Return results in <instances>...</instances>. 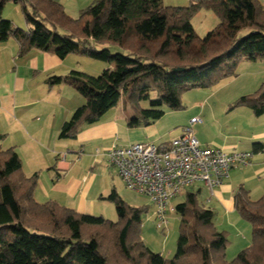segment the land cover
<instances>
[{
	"label": "trees",
	"instance_id": "16d2710c",
	"mask_svg": "<svg viewBox=\"0 0 264 264\" xmlns=\"http://www.w3.org/2000/svg\"><path fill=\"white\" fill-rule=\"evenodd\" d=\"M8 2L20 5L24 28L2 17ZM202 9L213 12L218 23L200 38L191 20ZM9 39L18 45L17 59L36 50L108 65L97 76L71 70L44 81L48 89L62 85L84 100L58 133L59 140H73L83 125L97 123L124 97L131 109L127 126L147 127L166 109H182L184 93L210 89L236 77L242 61L264 58V7L259 0H190L184 7L163 6L162 0H93L74 19L53 0H0V44ZM229 107L261 116L264 81ZM4 139L0 135V144ZM263 149L255 143L252 153ZM38 179V172L24 175L14 148L0 146V264H264V195L253 201L243 188L235 192L234 208L250 224L251 242L228 261V240L216 230L214 212L200 204L199 192L186 191L174 206L175 253L165 259L140 237L144 210L128 206L114 189L99 196L115 207L117 220L110 221L52 200L37 202Z\"/></svg>",
	"mask_w": 264,
	"mask_h": 264
},
{
	"label": "crops",
	"instance_id": "0c3cea01",
	"mask_svg": "<svg viewBox=\"0 0 264 264\" xmlns=\"http://www.w3.org/2000/svg\"><path fill=\"white\" fill-rule=\"evenodd\" d=\"M53 1L60 3L66 9L69 1H72L73 6L80 8V11L87 8L86 4L89 3L88 0ZM259 2L264 7V0H259ZM12 40L9 39L0 44V50H2L0 53L5 52L7 47L10 48L9 52L13 54L12 57L17 53L18 45L15 40H13L15 45H11L9 41ZM67 59L68 57L60 60L50 53L33 50L23 59L17 61L14 59V63L18 62L19 64L7 73L6 81L4 78L2 79L3 72L1 70L0 135H5V139L0 146L3 150L15 149L23 163L22 169L26 177H30L36 171L40 172V181L38 179L34 194L37 202L44 203L52 200L78 213L97 216L103 213L100 208L97 213L96 200L105 194L93 191L97 176L92 173L88 174L86 169L84 173L77 172L76 165L79 164L80 159L79 162L76 160L77 163H75L76 161L69 162L66 160L67 156H62L61 152H63V148H66L65 150L69 151V154L75 155L79 151H83V154L86 155L82 157L83 159L87 157L89 170H94L102 160L101 156H94V151L100 148L99 145H102L104 140L116 134L119 119L121 118L123 123L126 119L117 114L110 115L108 111L97 123L83 125L75 139H58L62 124L71 117L79 105L73 104L74 96L65 89V86L60 85L48 89L44 81L48 76L65 75L71 71V67L67 65ZM259 61H264V58L252 63ZM21 69L24 74H30L33 79L43 78L41 82H43V89H46L47 95L33 97L34 88H29V84L27 87L25 86L30 82H19L18 76H22ZM250 78L252 77L250 76ZM224 82L225 80L207 89L202 99L191 104L189 109L194 111V115L190 119L199 118L201 120L194 126L195 137L202 146L220 148L225 151H253L255 143L264 145V113L261 116H255L252 110L247 107L230 110L229 106L239 97L250 95L257 90L254 89L256 88L254 86L258 84L256 77L253 76L247 87L242 84L228 99L224 96L217 97L223 93ZM66 95L69 99L67 101L64 97ZM123 123H121L122 126ZM169 140L160 136V141L155 143H164ZM24 152L29 155L26 157ZM24 156L28 160L25 166ZM43 170H47L48 173L44 174ZM239 188L246 190L248 197L253 201L264 195V149L254 154L250 165L232 169L228 179L220 188L210 192L203 186H198L188 191L199 192V194L205 191V197L201 199L200 196L198 199L204 209L212 210L215 215L223 213L222 215L225 217L235 219L233 197ZM170 205L175 206L173 203ZM109 218L111 219V217ZM246 242L245 240L242 243L244 244L243 249L249 246Z\"/></svg>",
	"mask_w": 264,
	"mask_h": 264
},
{
	"label": "rangeland",
	"instance_id": "374dc122",
	"mask_svg": "<svg viewBox=\"0 0 264 264\" xmlns=\"http://www.w3.org/2000/svg\"><path fill=\"white\" fill-rule=\"evenodd\" d=\"M89 3L86 4L90 5L93 0H88ZM190 0H162L163 6H173V7H184L189 4ZM72 1H69V4L66 7H63L65 12L71 17L76 19L79 16L80 8L77 6H73ZM2 17L4 19H9L13 22L16 27L24 28L25 21L23 14L21 12L20 5H15L11 2L5 4L2 10ZM218 23V18L215 14L209 10L202 9L199 11L191 20L192 27L196 33V35L200 38L204 37V35L213 29ZM22 26H20V25ZM12 40V39H11ZM10 44H14V41H9ZM14 50V47H13ZM2 50H0L1 52ZM10 48L7 47L5 52L3 51L0 53V72L2 70L3 76L2 79L8 77V72L13 68L17 67L18 62L14 63V59L17 61L16 54L12 57V53L9 52ZM67 65H69L71 70L79 71L91 76L99 75L103 69H106L108 66L107 64L99 61H95L93 59L81 56H70L67 59ZM22 76H18L19 82L29 84V88H34L33 97H44L46 94V89H43L44 85L42 79L37 77L33 79L30 74H24V71H20ZM237 76L233 78H228L223 83L224 90L223 93L217 95L224 96L226 99L232 97L233 92L236 91L242 84L246 87L253 79V76L260 80L257 86H254L258 89L261 83L264 81V61H259L256 63L242 61L236 70ZM250 76L252 78H250ZM235 78V79H234ZM46 79V78H45ZM33 80V82H31ZM6 81V80H5ZM258 87V88H257ZM46 88V87H45ZM69 90V93L74 96L73 104L83 105L84 100L76 94L73 90L66 88ZM207 89H194L187 93H184L181 97L182 101V109L179 111H172L166 109V113L164 116L147 127H137V128H129L127 126V121L131 117V109L127 100L122 98L115 109L109 111L110 115L117 114L119 117H125V123L122 122L120 118L119 126L116 134L111 137L107 138L103 141L102 145H99L100 148H97L94 151V156L99 157L101 156V164L94 168V170H89V161L87 157L83 159L84 155L82 154L81 157L77 158L75 154H69V151L63 148V152L61 155L67 156V161L73 162L78 161L79 164L76 165L77 172H89L88 174L96 175V183L93 186V191H97L98 193H105L104 196H107L111 190H115L119 197L130 207L132 208H141L143 209V213L141 214V225H140V237L145 245L153 252L161 254L165 259H171L175 253L176 242L179 235V216L176 213H171L167 216V223L164 228L158 227L159 221L154 217V208L151 205L150 201L141 195H138L134 192L129 191L125 185L122 183L121 179L119 178L117 172L114 170L107 163V159L105 158V154L107 149L114 145L118 146H127L131 144L137 143H155L160 141V136L163 139H171L180 135L182 127L186 126L187 122L189 121L190 117L194 115V111L190 110L191 104L194 101L202 99L204 97V92ZM255 91V90H253ZM253 93V92H252ZM63 96V95H62ZM66 101L69 100L67 95L64 96ZM12 100V96L10 97ZM12 105V103H11ZM140 106L144 109L147 108V103L141 102ZM12 114V112H10ZM118 120V121H119ZM123 123V126L121 125ZM159 139V140H158ZM26 157L29 153L24 152ZM24 156L23 162L24 166L28 163V160ZM21 159V158H20ZM54 160V159H53ZM27 161V162H26ZM77 161L75 163H77ZM23 165V163H22ZM44 174L48 173L47 170H43ZM38 175H40L39 171ZM25 175V174H24ZM40 181V178H39ZM198 187V186H197ZM196 186L192 189L197 188ZM190 189V191L192 190ZM185 192V191H184ZM184 192L174 198L171 203L176 205L184 201L185 194ZM205 191H202L201 194L198 195L201 199L205 196ZM254 197V196H253ZM252 197V199H254ZM259 196L257 199H259ZM256 199V200H257ZM97 206L96 210L98 213V208L101 209L103 214H98L97 216H102L107 220L116 221L117 215L115 211V207L112 203L104 200H96ZM223 213H218L215 215L214 218V226L217 231L224 232L227 240L228 245L226 248V259L231 261L235 258V256L243 249L242 243L246 240L247 245H250L251 242V226L248 222L243 220L238 213L236 212L235 219L233 217H225L222 215ZM111 217V219L109 218Z\"/></svg>",
	"mask_w": 264,
	"mask_h": 264
},
{
	"label": "built area",
	"instance_id": "2783aa9c",
	"mask_svg": "<svg viewBox=\"0 0 264 264\" xmlns=\"http://www.w3.org/2000/svg\"><path fill=\"white\" fill-rule=\"evenodd\" d=\"M199 118H191L179 136L164 143L114 145L107 149V163L114 168L125 187L146 197L154 210L158 227L174 213L171 201L195 186L210 192L220 188L230 171L246 167L254 159L252 151H225L202 146L195 137ZM83 151L77 153V158Z\"/></svg>",
	"mask_w": 264,
	"mask_h": 264
}]
</instances>
